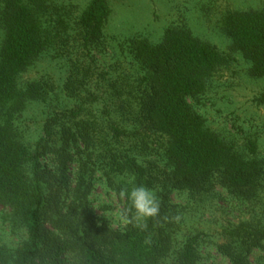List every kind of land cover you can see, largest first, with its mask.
<instances>
[{"label": "trees", "instance_id": "16d2710c", "mask_svg": "<svg viewBox=\"0 0 264 264\" xmlns=\"http://www.w3.org/2000/svg\"><path fill=\"white\" fill-rule=\"evenodd\" d=\"M111 15L108 0L78 15L57 0H0V217L20 238L0 245V264H202L210 247L228 264H264V158L251 139L244 156L196 110L230 55L176 25L156 44L116 42L104 69ZM219 29L264 75V12L227 10ZM44 55L64 62L59 82L26 77ZM32 104L44 106L33 141L22 121ZM98 184L120 211L131 206L123 190L156 189L159 216L144 231L112 227L92 208ZM216 201L219 226L195 227Z\"/></svg>", "mask_w": 264, "mask_h": 264}, {"label": "rangeland", "instance_id": "374dc122", "mask_svg": "<svg viewBox=\"0 0 264 264\" xmlns=\"http://www.w3.org/2000/svg\"><path fill=\"white\" fill-rule=\"evenodd\" d=\"M73 6L76 15L87 7L90 0H57ZM112 10L108 26L105 30L108 47L106 52L97 55L99 66L106 69L113 64L117 56L116 42L130 38H141L156 44L168 27L185 25L194 37L215 46L223 54L230 55L231 61L225 63L212 76L203 98L196 110L205 120V124L221 139L234 141L239 152L248 156L246 139L256 142L258 159L264 158V102L256 101L264 95V75L255 76L251 73L252 65L240 53L230 49V41L219 29L221 16L227 11L264 12V0H108ZM1 39V30H0ZM117 39V40H115ZM64 62L53 60L44 55L27 72L26 77L37 79L51 77L59 82L63 77ZM44 106L32 104L24 113L25 123L32 127L29 133L32 141L37 136L34 128L43 118ZM33 124V125H32ZM250 156V155H249ZM248 156V157H249ZM175 203L184 205L181 199L172 197ZM92 208L98 216L105 217L112 227L123 223L119 219L121 206L113 194L102 185H97L91 196ZM213 208L206 212H196L195 227L213 233L222 221L221 213L215 211L221 204L214 202ZM216 206V207H215ZM219 206V207H218ZM218 207V208H217ZM238 213V212H237ZM237 213H233L238 215ZM228 215V218L232 217ZM198 222V224H196ZM19 235H12L0 217V245L8 248L19 246ZM209 257L202 264H228L217 256L210 247Z\"/></svg>", "mask_w": 264, "mask_h": 264}, {"label": "clouds", "instance_id": "9594fccd", "mask_svg": "<svg viewBox=\"0 0 264 264\" xmlns=\"http://www.w3.org/2000/svg\"><path fill=\"white\" fill-rule=\"evenodd\" d=\"M121 194L129 199L131 205L119 213V218L125 226L133 224L134 227L144 231L148 227L147 221L159 216L161 201L156 189L134 185L130 190H123ZM150 242V240H145L146 244Z\"/></svg>", "mask_w": 264, "mask_h": 264}]
</instances>
